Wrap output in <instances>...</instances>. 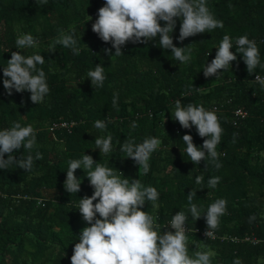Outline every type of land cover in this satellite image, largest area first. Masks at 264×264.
<instances>
[{"label": "trees", "instance_id": "trees-1", "mask_svg": "<svg viewBox=\"0 0 264 264\" xmlns=\"http://www.w3.org/2000/svg\"><path fill=\"white\" fill-rule=\"evenodd\" d=\"M103 3L48 0L42 5L40 0H0V129L10 127L13 121L22 126L32 124L37 130L32 155L38 151L43 156L34 161L31 173L14 165L0 169V264H70L74 244L79 242L82 229L89 226L79 214L78 199L90 197L93 189L83 169L74 173L82 180L79 193H67L63 184L68 161L81 159L83 154L123 173L130 183L139 179L144 186L155 187L160 193V207L154 210L146 201L142 210L157 215L161 227L178 211H184L189 229L206 231L203 215L208 206L218 198L226 199L227 214L220 218L215 231L218 238L187 233L189 255L207 246L216 253L212 264H232L236 258L242 264H264V87L253 82L255 75H264V69L257 67L249 74L235 49L236 39L247 35L257 44L264 64V0H207L224 27L188 37L182 43L178 42L181 20L177 19L171 34L174 46L194 43L187 64L176 61L170 50L161 49L159 37L146 44L127 42L121 56L111 57L115 52L111 43L102 42L91 30ZM87 16L92 20L87 21ZM72 27L76 37L81 36L79 55L61 45L50 47L61 30L68 32ZM21 34L33 35L38 47L17 48L15 40ZM224 35L232 38L231 51L237 60L231 62L229 70H218L222 73L219 79L206 78L203 68L214 59ZM104 49H111V54L105 55ZM15 51L43 56L45 64L37 67L44 70L50 92L42 103L33 104L27 91L6 94L2 69ZM97 65L105 68L101 88H94L87 79V72ZM191 85L204 91H193ZM114 93L119 94L118 111L112 106ZM176 99L184 105L194 103L217 111L223 128L217 146L222 164L219 170L208 160L198 165L190 161L182 137L191 135L198 148H202L204 138L197 136L195 127L182 129L174 120ZM237 109L246 111L247 117L234 123ZM105 119L107 132L94 127L96 120ZM62 123L67 126H60ZM107 133L113 137L114 150L105 155L94 141ZM152 136L162 144L151 154L150 171L143 175L139 165L120 151L117 141L122 144L132 139L140 144ZM23 154L28 155L23 148L13 152L16 159ZM193 169L196 172L189 175ZM200 173L205 181L196 185L195 176ZM215 176L221 178L220 183L210 189L207 180ZM192 189L197 191L193 203L202 209V217L196 221L186 198ZM251 215L257 219L248 223ZM165 231L161 229V233ZM220 237L227 239L221 242ZM233 237L240 241H231ZM245 237L257 243L243 242Z\"/></svg>", "mask_w": 264, "mask_h": 264}, {"label": "clouds", "instance_id": "clouds-1", "mask_svg": "<svg viewBox=\"0 0 264 264\" xmlns=\"http://www.w3.org/2000/svg\"><path fill=\"white\" fill-rule=\"evenodd\" d=\"M47 2L48 0H40L42 5ZM177 19L181 20L178 37V42L181 43L188 37L224 27L223 21L217 19L210 11L207 0H104L103 6L97 11V19L92 23L91 30L102 42L111 43V48L115 49L111 57L121 56L122 47L127 42L146 44L159 37L161 49L170 50L176 61L187 64L192 59L194 43L186 47L174 46L171 34L176 28ZM91 20L92 17L87 16V21ZM161 22H164L163 26ZM78 42L81 43V36L77 38L75 27H72L68 32L61 30L50 47L61 45L71 49L73 55H79ZM38 44L39 41L31 34H21L15 40L16 47L20 49L36 48ZM232 48V38L224 35L218 48H215L214 59L203 68V75L206 78L215 76L219 79L222 73L218 70L224 72L230 69L231 62L237 60V55L231 51ZM235 49L236 53L242 56L249 74L257 67L264 69L258 46L247 35L236 39ZM103 51L105 55L111 54V49ZM44 64L45 60L41 54L25 56L20 51L12 52L7 66L2 69L3 88L6 94L11 96L13 90L16 93L27 91L33 104L42 103L50 92L44 70L37 67ZM87 79L94 88L103 87L106 79L105 68L95 66L94 70L87 72ZM253 82L264 87V77L255 75ZM191 90L204 91L203 88L194 89L192 85ZM118 100L119 94L114 93L112 106L117 111ZM173 104L174 120L181 128L195 127L198 136L204 138L202 148H198L194 145L191 135L185 134L182 137L186 145L184 151L190 161L198 165L201 161L208 160L219 170L222 164L219 162L221 153L217 151V146L221 142L223 128L217 111L206 110L203 105L194 103L184 105L181 99H176ZM94 127L107 132L106 119L96 120ZM132 127L135 128L136 124L133 123ZM36 136L37 130L32 124L22 126L19 121H13L10 127L0 129V169L7 170L14 165L24 172L31 173L34 161L43 159L38 151L35 156L32 155V150L37 147ZM112 140L111 133H107L105 136L97 137L94 143L100 153L107 155L114 150ZM117 143L120 144V151L139 165L143 175H147L150 171L151 154L158 150L162 141L152 136L145 137L140 144H136L132 139H126L122 144L120 141ZM21 148L26 150L28 155L23 154L16 159L13 152ZM77 169L84 170L93 193L90 197L78 199L79 214L89 226L80 232L79 242L75 243L72 249L70 264H212V258L216 253L207 246H204L205 250H194L193 254L189 255L187 233L195 229L188 228V216L184 211H178L163 227H170L174 231L161 233L163 228L157 223L159 217L142 210L146 201L151 202L154 210L160 207L158 203L160 193L155 187H146L139 179H132L130 183L128 178H123V173L97 163L92 156L83 154L81 159L68 161L63 184L67 193L77 194L81 190L82 180L74 175ZM206 169L207 165L205 171ZM194 172L196 169L189 175ZM220 180L219 176L208 178L207 187L215 189ZM204 181L203 173L195 176L196 185H202ZM196 192L192 189L186 196L188 211L195 221L202 217V209L193 203ZM227 204L226 199L218 198L208 206L203 215L207 225L204 235L207 238H216L215 231L219 228L220 218L227 214ZM256 219L255 215H251L248 223H253ZM232 264H242V260L236 258Z\"/></svg>", "mask_w": 264, "mask_h": 264}, {"label": "built area", "instance_id": "built-area-1", "mask_svg": "<svg viewBox=\"0 0 264 264\" xmlns=\"http://www.w3.org/2000/svg\"><path fill=\"white\" fill-rule=\"evenodd\" d=\"M257 75H259V76H261V77H264V75H260V74H257ZM255 80V76L253 77V81ZM255 84H258V85H260L259 83H257V82H254ZM247 117V112L246 111H244V110H242V109H237V110H234V112H233V118H234V123H237L238 121H240V120H243V119H245ZM60 126H62V127H66L67 125L65 124V123H62ZM70 126V125H69ZM54 127H51L50 128V131L53 129ZM197 136H198V133H197ZM169 222V221H168ZM168 222H166L165 224H163L162 225V228L165 226V225H167L168 224ZM165 229H167L168 231H174V230H172L170 227H165ZM190 232H193V233H195V234H200L201 235V237L202 238H205V239H210V240H215V239H217L218 237H217V235L215 234V239H211V238H207L205 235H204V233H205V231H202V232H199L198 230H195V231H189L188 233H190ZM227 238L226 237H220L219 238V240L222 242V241H224V240H226ZM230 240L231 241H234V242H239L240 240L239 239H237L236 237L234 238H230ZM243 242L245 241V242H249V243H252V244H256L257 243V240L256 239H254V238H252V237H245L243 240H242Z\"/></svg>", "mask_w": 264, "mask_h": 264}]
</instances>
